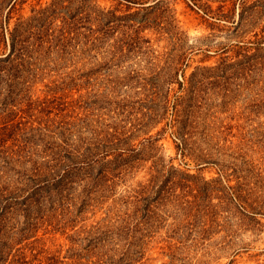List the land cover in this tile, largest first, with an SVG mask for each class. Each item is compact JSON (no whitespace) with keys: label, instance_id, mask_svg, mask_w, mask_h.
I'll list each match as a JSON object with an SVG mask.
<instances>
[{"label":"rangeland","instance_id":"obj_1","mask_svg":"<svg viewBox=\"0 0 264 264\" xmlns=\"http://www.w3.org/2000/svg\"><path fill=\"white\" fill-rule=\"evenodd\" d=\"M54 1L17 0L7 32ZM132 1L60 0L54 48L0 98V129L51 119L37 137L99 156L0 264H264V0Z\"/></svg>","mask_w":264,"mask_h":264},{"label":"trees","instance_id":"obj_2","mask_svg":"<svg viewBox=\"0 0 264 264\" xmlns=\"http://www.w3.org/2000/svg\"><path fill=\"white\" fill-rule=\"evenodd\" d=\"M16 1L0 0V98L4 105H16L20 87L27 82L26 74L33 72L36 63L41 59L39 54L43 53L47 45L48 49L54 48L52 43L54 37H51L48 29L45 33L43 22L53 17L60 5V0H55L47 8L37 11L33 17L21 19L12 31L7 32ZM130 1L138 4L147 3ZM6 5L10 9L5 16ZM242 7L243 10L246 9V4ZM88 30L94 31L91 27ZM8 33L11 51L6 53L1 50V46L2 44L7 46ZM82 34L83 31L79 27H63L59 34L60 44L66 49ZM49 121L51 119L47 120L46 127L19 125L12 133L7 132L9 124L0 129V259L3 261L7 258L10 247L30 237L29 232L32 226L34 224L37 226V221L43 218L46 202L50 201L52 193H62L75 183L88 182L92 177L94 164H99V156L94 154L93 148L89 145L87 146L89 151H83L73 148L68 143L60 147L37 137L35 133L39 132V128L49 130L54 123L51 121L49 124ZM14 134H17V137H14ZM28 135L30 137H26ZM11 139L21 145L13 144L15 149H6L7 142ZM35 140L43 142L45 153L42 161L29 154L28 147ZM121 157L119 154L113 160L105 162L101 160V166L95 176L102 177L108 170L104 168L108 167L106 164H117ZM106 234L101 240L107 239Z\"/></svg>","mask_w":264,"mask_h":264}]
</instances>
